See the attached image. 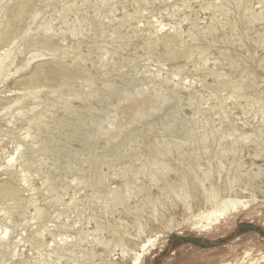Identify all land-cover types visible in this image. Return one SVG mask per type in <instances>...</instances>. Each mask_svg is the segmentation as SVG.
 Masks as SVG:
<instances>
[{
    "label": "rangeland",
    "instance_id": "rangeland-1",
    "mask_svg": "<svg viewBox=\"0 0 264 264\" xmlns=\"http://www.w3.org/2000/svg\"><path fill=\"white\" fill-rule=\"evenodd\" d=\"M155 236L141 264L264 252V0H0V264Z\"/></svg>",
    "mask_w": 264,
    "mask_h": 264
},
{
    "label": "bare ground",
    "instance_id": "bare-ground-1",
    "mask_svg": "<svg viewBox=\"0 0 264 264\" xmlns=\"http://www.w3.org/2000/svg\"><path fill=\"white\" fill-rule=\"evenodd\" d=\"M160 30H163L164 26H159ZM13 161V158L8 159V164ZM8 196H15V190L6 191ZM254 202V199L252 200ZM252 202V203H253ZM249 201H242L240 199H229L221 201V206L217 209H212L205 212H200L196 215V220L194 229L199 230L200 232H205L211 230L213 226L219 224V221L224 219L227 215L237 214L240 211H246L250 208ZM7 233H4L6 235ZM41 238V235L39 236ZM4 238V237H3ZM160 236H155L154 239H148L146 243L142 244L139 248V253L134 255L132 264H141L143 257L147 254L145 252L155 250L158 246V239ZM119 246V245H118ZM125 254V253H124ZM225 264H264V252L258 253L256 255L246 252L244 255L234 263H225Z\"/></svg>",
    "mask_w": 264,
    "mask_h": 264
}]
</instances>
